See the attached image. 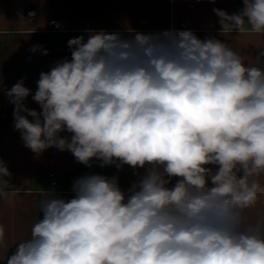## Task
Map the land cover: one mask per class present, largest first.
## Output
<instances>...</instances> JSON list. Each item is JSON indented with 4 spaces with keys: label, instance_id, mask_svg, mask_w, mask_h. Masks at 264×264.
<instances>
[{
    "label": "clouds",
    "instance_id": "clouds-1",
    "mask_svg": "<svg viewBox=\"0 0 264 264\" xmlns=\"http://www.w3.org/2000/svg\"><path fill=\"white\" fill-rule=\"evenodd\" d=\"M243 5L213 9L221 36L264 34V0ZM68 47L34 94L23 79L6 90L24 146L145 172L127 191L100 174L74 180L71 199L44 190L7 264H264V216L246 217L264 195V68L192 30H89ZM10 177L0 160V200Z\"/></svg>",
    "mask_w": 264,
    "mask_h": 264
},
{
    "label": "crops",
    "instance_id": "crops-1",
    "mask_svg": "<svg viewBox=\"0 0 264 264\" xmlns=\"http://www.w3.org/2000/svg\"><path fill=\"white\" fill-rule=\"evenodd\" d=\"M243 0H0V160L7 166L11 177L10 191L15 195L0 200V225L5 229L0 244V264H7L10 248L31 237V228L42 218L38 201L40 190L45 188L49 170H57L59 183L57 193L71 199L74 172L86 167L78 163L68 151L50 148L38 157L24 146L21 134L14 127V117L8 116L14 105L9 102L6 90L23 79L25 86L34 94L41 72L64 58L65 42L79 36H87L89 30L101 29L129 35L164 30H192L200 39L214 37L225 40L244 57L246 66L264 68V57L257 62L258 53L264 51V34L232 33L220 35L219 17L213 12L218 8L229 14L243 8ZM27 8L36 10L35 16L25 14ZM58 19L63 31L50 28L48 20ZM188 21V27L181 24ZM33 46H39L32 52ZM43 50L48 54L44 55ZM26 106L41 111L31 96ZM31 119V117H29ZM62 135H67L64 133ZM93 174L100 172V161L93 160ZM103 175L117 176L120 187L127 191L145 169H133L124 165L103 167ZM179 178H173L172 183ZM264 185V177L260 178ZM264 216V195L257 204L246 211L249 223Z\"/></svg>",
    "mask_w": 264,
    "mask_h": 264
},
{
    "label": "built area",
    "instance_id": "built-area-1",
    "mask_svg": "<svg viewBox=\"0 0 264 264\" xmlns=\"http://www.w3.org/2000/svg\"><path fill=\"white\" fill-rule=\"evenodd\" d=\"M25 14L32 17V16H35L36 15V10L35 9H32V8H27L25 10ZM48 25L50 26L51 29H53L54 31H57V32H61L63 31L62 29V25H61V22L58 20V19H55V18H51L48 20ZM181 27L182 28H187L188 27V21H184L182 22L181 24ZM69 41V40H68ZM68 41L65 42V45H64V52L67 54V55H71V50L70 48L68 47ZM100 172L98 174L100 175H103V167H100ZM46 180H47V183H46V186L45 188H43L42 190H40L39 194H40V197L42 198V194H43V191L44 190H49V189H52L54 190L56 193L59 192L57 186H58V183H59V173L57 170H49L47 172V175H46Z\"/></svg>",
    "mask_w": 264,
    "mask_h": 264
},
{
    "label": "water",
    "instance_id": "water-1",
    "mask_svg": "<svg viewBox=\"0 0 264 264\" xmlns=\"http://www.w3.org/2000/svg\"><path fill=\"white\" fill-rule=\"evenodd\" d=\"M94 172V168H88V169H84V170H76L74 172V180H76L79 177H82L84 175H92Z\"/></svg>",
    "mask_w": 264,
    "mask_h": 264
},
{
    "label": "trees",
    "instance_id": "trees-1",
    "mask_svg": "<svg viewBox=\"0 0 264 264\" xmlns=\"http://www.w3.org/2000/svg\"><path fill=\"white\" fill-rule=\"evenodd\" d=\"M13 111H14V108L12 107V109L9 111V113H8V116H12L13 115ZM1 113V112H0ZM16 247H12V248H10V250H9V252H8V256H10L11 255V253L14 251V249H15Z\"/></svg>",
    "mask_w": 264,
    "mask_h": 264
}]
</instances>
